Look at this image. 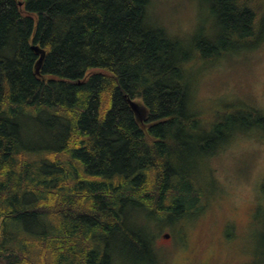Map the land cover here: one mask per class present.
Returning a JSON list of instances; mask_svg holds the SVG:
<instances>
[{"label": "trees", "instance_id": "16d2710c", "mask_svg": "<svg viewBox=\"0 0 264 264\" xmlns=\"http://www.w3.org/2000/svg\"><path fill=\"white\" fill-rule=\"evenodd\" d=\"M202 1L210 35L187 45L152 0H0V264H113L110 240L152 248V221L185 243L183 222L212 202L211 158L264 132V109L204 112L190 92L197 60L260 44L264 0Z\"/></svg>", "mask_w": 264, "mask_h": 264}, {"label": "rangeland", "instance_id": "374dc122", "mask_svg": "<svg viewBox=\"0 0 264 264\" xmlns=\"http://www.w3.org/2000/svg\"><path fill=\"white\" fill-rule=\"evenodd\" d=\"M263 2L259 4L260 32H264ZM208 7L202 0H152L150 12L156 19L153 22L192 45L200 33L210 35L212 21L210 25ZM202 24L207 27L206 32H200ZM263 37L259 45L234 48L216 62L197 60L191 65L193 106L204 112L223 111L229 108L226 105L230 101H240L264 109ZM139 103L141 113H147ZM41 115L43 120L49 119L46 112ZM253 119L256 122V116ZM26 123L35 128L31 145L43 153V144L50 137L44 132L39 134L42 126L36 121L27 118ZM256 129L236 136L211 158L215 187L210 207L190 220L176 221L177 224L185 221L182 228L185 243L182 230H178L180 225H166L167 220L152 221V248L135 247L122 234L110 240L109 248L117 251L113 264H264V132ZM201 203H206L205 198H200ZM31 225L35 226L33 219ZM148 232L150 237L151 230H145L147 237ZM166 233L170 234L169 238L165 237Z\"/></svg>", "mask_w": 264, "mask_h": 264}, {"label": "water", "instance_id": "95a60500", "mask_svg": "<svg viewBox=\"0 0 264 264\" xmlns=\"http://www.w3.org/2000/svg\"><path fill=\"white\" fill-rule=\"evenodd\" d=\"M32 47H33V49H35L37 52L41 53L42 56H43L44 52H43V51H42L37 45H33ZM42 56H41V58H42ZM133 105H134V107L137 109V104H136V103H133ZM138 108H139V107H138ZM138 110H139V109H138ZM137 113H140V112L137 111ZM165 237H166V238H169V237H170V234H169V233H166V234H165Z\"/></svg>", "mask_w": 264, "mask_h": 264}]
</instances>
